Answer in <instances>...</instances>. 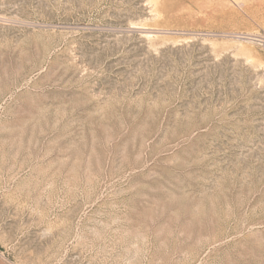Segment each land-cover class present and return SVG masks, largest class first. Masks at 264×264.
<instances>
[{
  "label": "rangeland",
  "instance_id": "obj_1",
  "mask_svg": "<svg viewBox=\"0 0 264 264\" xmlns=\"http://www.w3.org/2000/svg\"><path fill=\"white\" fill-rule=\"evenodd\" d=\"M0 257L264 264V0H0Z\"/></svg>",
  "mask_w": 264,
  "mask_h": 264
},
{
  "label": "crops",
  "instance_id": "obj_2",
  "mask_svg": "<svg viewBox=\"0 0 264 264\" xmlns=\"http://www.w3.org/2000/svg\"><path fill=\"white\" fill-rule=\"evenodd\" d=\"M0 264H9V263H7L5 260H3V259L0 257Z\"/></svg>",
  "mask_w": 264,
  "mask_h": 264
}]
</instances>
